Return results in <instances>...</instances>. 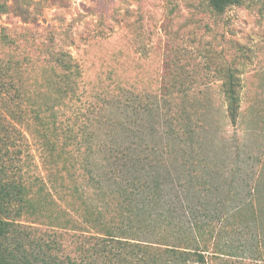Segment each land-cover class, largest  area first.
Instances as JSON below:
<instances>
[{
	"label": "rangeland",
	"instance_id": "374dc122",
	"mask_svg": "<svg viewBox=\"0 0 264 264\" xmlns=\"http://www.w3.org/2000/svg\"><path fill=\"white\" fill-rule=\"evenodd\" d=\"M0 136L48 216L24 225L71 228L73 183L100 197L158 182L143 240L264 264V0L220 16L209 0H0ZM49 172L54 200L34 184ZM58 241L59 256L75 248Z\"/></svg>",
	"mask_w": 264,
	"mask_h": 264
},
{
	"label": "trees",
	"instance_id": "16d2710c",
	"mask_svg": "<svg viewBox=\"0 0 264 264\" xmlns=\"http://www.w3.org/2000/svg\"><path fill=\"white\" fill-rule=\"evenodd\" d=\"M243 1L209 0V5L213 13L220 16L230 7L238 6ZM228 91L229 113L235 121L239 109L238 97L232 90ZM165 96L169 97L171 94ZM49 151L53 155V147ZM10 152L9 139L5 140L0 136V264H115L116 260L124 264H206L204 252L173 249L142 239L141 236L145 233L153 234V213L147 211L146 207L157 202V193L161 186L158 182L151 185L130 181L129 185L110 190V193L100 197L98 189L96 194L88 196L82 185L73 183L67 187L66 195L62 199L63 208L66 209L65 215L70 217L72 222L71 228L49 225L41 230L37 226L43 225L42 223L31 222L30 225H24L17 218L28 215L30 219L39 221L48 216L39 203L36 206L26 198L25 194L30 189L26 187V182H23L21 177L19 182L13 179V163L8 158ZM75 167L76 162L72 165V168ZM89 174L92 175L91 170ZM34 182L37 188L45 191L48 196L51 195L53 200L49 187L52 186L56 193L61 189V184L55 176L53 177L52 172L46 177L35 178ZM140 184L143 185L141 190L144 193L139 199L140 192L135 196L131 187ZM67 198L76 200L78 208H66L72 207L66 202ZM27 205L32 206V212L23 211ZM248 207L249 204L245 203L236 215ZM71 239L75 241V248L59 256L61 244L58 240ZM26 243L34 244L39 247V251L44 252L29 253ZM129 247L134 249L131 250L130 258H127L124 254L130 252ZM194 256L197 258L194 259Z\"/></svg>",
	"mask_w": 264,
	"mask_h": 264
}]
</instances>
